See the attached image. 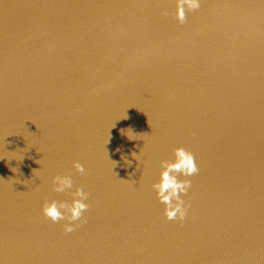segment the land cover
I'll list each match as a JSON object with an SVG mask.
<instances>
[{
	"label": "water",
	"instance_id": "1",
	"mask_svg": "<svg viewBox=\"0 0 264 264\" xmlns=\"http://www.w3.org/2000/svg\"><path fill=\"white\" fill-rule=\"evenodd\" d=\"M178 147L182 222L152 189ZM0 264H264V0H0Z\"/></svg>",
	"mask_w": 264,
	"mask_h": 264
},
{
	"label": "clouds",
	"instance_id": "2",
	"mask_svg": "<svg viewBox=\"0 0 264 264\" xmlns=\"http://www.w3.org/2000/svg\"><path fill=\"white\" fill-rule=\"evenodd\" d=\"M201 0H175V19L178 23L183 24L186 20V11H197L200 8ZM127 118V117H126ZM131 131L128 129L127 132ZM122 134L125 130H121ZM130 140H135V136L127 135ZM134 159L138 155L132 154ZM39 163V161H38ZM161 172L158 182L152 184L158 201L164 205L163 214L168 221H183L186 216V207L183 196L187 194L191 187L189 179H179L178 176L191 177L198 173L199 169L195 162V157L190 151L178 147L173 151L171 161H161ZM77 173L85 172L84 166L79 162L73 164ZM35 172V171H34ZM54 191L56 193H69L72 197L71 203L65 201L52 200L45 202L42 207V214L52 223L66 221L63 225L65 233L74 231L75 222L81 221L83 213L87 211L88 193L81 187L73 189V179L70 175H56L53 177Z\"/></svg>",
	"mask_w": 264,
	"mask_h": 264
}]
</instances>
